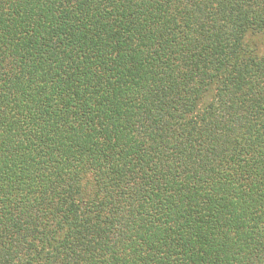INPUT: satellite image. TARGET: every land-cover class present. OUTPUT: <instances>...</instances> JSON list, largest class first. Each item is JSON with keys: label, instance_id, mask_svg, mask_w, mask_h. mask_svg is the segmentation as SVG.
<instances>
[{"label": "trees", "instance_id": "obj_1", "mask_svg": "<svg viewBox=\"0 0 264 264\" xmlns=\"http://www.w3.org/2000/svg\"><path fill=\"white\" fill-rule=\"evenodd\" d=\"M0 264H264V0H0Z\"/></svg>", "mask_w": 264, "mask_h": 264}]
</instances>
